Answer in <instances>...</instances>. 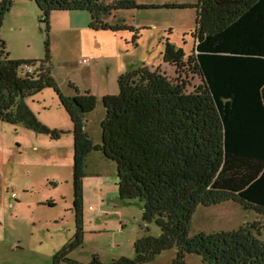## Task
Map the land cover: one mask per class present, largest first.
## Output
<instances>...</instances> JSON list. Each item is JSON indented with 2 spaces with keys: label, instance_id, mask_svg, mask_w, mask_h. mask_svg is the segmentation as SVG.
I'll return each mask as SVG.
<instances>
[{
  "label": "trees",
  "instance_id": "1",
  "mask_svg": "<svg viewBox=\"0 0 264 264\" xmlns=\"http://www.w3.org/2000/svg\"><path fill=\"white\" fill-rule=\"evenodd\" d=\"M33 1L46 33L51 11H87L91 30L127 31L134 44L139 29L110 18L118 10L149 7L134 0ZM12 5L13 0H0V31ZM194 7L192 51L186 54L169 37L163 41V61L183 78L145 64L120 73L118 93L102 96L100 143L85 130L96 96L76 87L74 95L61 92L51 74L48 39L43 58L21 59L10 57L0 37V121L58 139L64 131L42 124L24 100L50 87L72 123L74 232L52 255V264H83L68 254L83 243V178L92 151L116 164L118 197L138 199L142 221L160 229L154 236L146 227L133 242V257L106 264H150L173 247L171 264H186L188 254L207 264H264V0H197ZM189 75L200 79L190 91ZM227 201L259 219L189 235L199 205ZM97 263L94 254L87 264Z\"/></svg>",
  "mask_w": 264,
  "mask_h": 264
},
{
  "label": "rangeland",
  "instance_id": "2",
  "mask_svg": "<svg viewBox=\"0 0 264 264\" xmlns=\"http://www.w3.org/2000/svg\"><path fill=\"white\" fill-rule=\"evenodd\" d=\"M134 1L149 7L118 10L110 19H124L138 28L136 44L127 31L91 30L87 11H51L46 33V22L39 21L42 12L33 0H13L1 27L0 37L11 58H43L48 39L51 74L61 92L74 95L76 87L79 93L90 91L96 96L95 108L85 117L86 131L94 143L101 142L100 121L105 114L102 96L118 93L120 73L142 64H157L162 58L165 37L186 54L194 46L191 31L197 0ZM171 4L175 6H165ZM166 69L169 77L183 78L174 67ZM187 79L189 91L200 83L195 75ZM24 100L42 124L64 132L53 139L48 133L36 132L22 123L0 121V217L5 215L8 227L18 233L13 247L11 241H2L0 246L4 261L8 259L11 264H52V255L74 232L72 123L50 87ZM85 165L83 243L68 257L83 264L89 263L94 254L103 264L120 256L133 257L134 240L145 233L146 227L147 233L157 236L159 227L142 221V203L138 199L118 197L113 161L92 151ZM256 219L259 217L254 211L232 201L199 205L189 235L236 229ZM175 251L173 247L161 252L150 264H171ZM186 264L207 263L199 255L188 254Z\"/></svg>",
  "mask_w": 264,
  "mask_h": 264
},
{
  "label": "crops",
  "instance_id": "3",
  "mask_svg": "<svg viewBox=\"0 0 264 264\" xmlns=\"http://www.w3.org/2000/svg\"><path fill=\"white\" fill-rule=\"evenodd\" d=\"M163 51V50H162ZM161 55H162V52H161ZM148 66H150V67H153V68H155V67H157V66H159L160 68H161V70L162 71H165V72H167L168 70L166 69L167 67H173V66H171L170 64H168V63H166V62H164L163 61V59L161 58V60H159L158 61V63L157 64H152V65H148ZM85 124H87V120L85 119ZM86 126L87 125H85V130H86ZM86 166V165H85ZM98 178H100V176L98 175ZM93 209V208H92ZM12 231H14L13 229H10V227H8V223H7V219L5 218V215H4V217L3 216H1L0 217V242H9V241H11V243H10V246L11 247H13L14 246V244H15V242H17L16 241V238H17V234L18 233H14V232H12ZM10 246H9V249H11L10 248ZM175 253V252H174ZM161 254V253H160ZM160 254H158L156 257H155V259L153 260V261H155L156 260V258L160 255ZM4 253H3V250H2V247L0 246V264H11V262H9L8 261V259H6L5 261H4Z\"/></svg>",
  "mask_w": 264,
  "mask_h": 264
},
{
  "label": "built area",
  "instance_id": "4",
  "mask_svg": "<svg viewBox=\"0 0 264 264\" xmlns=\"http://www.w3.org/2000/svg\"><path fill=\"white\" fill-rule=\"evenodd\" d=\"M83 62H85V60H83ZM93 207L91 205H89V209H92Z\"/></svg>",
  "mask_w": 264,
  "mask_h": 264
},
{
  "label": "water",
  "instance_id": "5",
  "mask_svg": "<svg viewBox=\"0 0 264 264\" xmlns=\"http://www.w3.org/2000/svg\"><path fill=\"white\" fill-rule=\"evenodd\" d=\"M97 264H103V263H97Z\"/></svg>",
  "mask_w": 264,
  "mask_h": 264
}]
</instances>
